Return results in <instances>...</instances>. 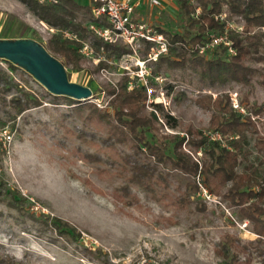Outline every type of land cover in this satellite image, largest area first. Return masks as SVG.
Segmentation results:
<instances>
[{"label": "rangeland", "instance_id": "rangeland-1", "mask_svg": "<svg viewBox=\"0 0 264 264\" xmlns=\"http://www.w3.org/2000/svg\"><path fill=\"white\" fill-rule=\"evenodd\" d=\"M76 1L89 5V0ZM80 14L88 25L89 14ZM141 16L170 33L188 28L178 0H144ZM50 27L22 0H0V40L37 41L64 64L71 81L92 89V96L70 104L25 66L15 63L12 67L9 59L0 57V264L11 260L24 264H264V251L248 244L257 237L252 222L222 195L208 194L199 176L167 170L160 163L168 185L159 184L152 193L131 183V196L125 195L121 185L126 174L134 162L146 158L134 149L133 139L117 141L119 129L99 113L103 108L112 112L111 88L125 75L129 80L134 75L130 87L142 83L148 88L144 112L156 108L151 101L160 102V118L164 120L165 113L176 118L174 128L160 119L153 130L156 138L165 133L185 135L189 125L207 130L210 123L212 109L200 105L197 98L228 91L232 103L236 98L241 106H263L253 114L258 132H247L243 145L247 156L238 165L243 171L250 170L247 165L252 163L253 173L262 179L264 149L256 140L264 134V60H249L258 69L251 85L210 84L189 64L171 66L166 61L143 83L131 71L137 66L123 68L112 57L102 68L85 57L80 67L73 66L46 47L53 32ZM87 39L96 48L93 38ZM96 51L104 56V49ZM145 55L144 50L139 52ZM24 93L42 103L19 111L13 97ZM201 155L198 151L194 158ZM192 181L198 184L197 190L189 184ZM12 193L19 201L13 200ZM182 197L188 201L181 203ZM54 217L67 221L79 234L56 230ZM226 234L239 240L240 248L231 249L230 262L224 261L220 251Z\"/></svg>", "mask_w": 264, "mask_h": 264}, {"label": "trees", "instance_id": "trees-1", "mask_svg": "<svg viewBox=\"0 0 264 264\" xmlns=\"http://www.w3.org/2000/svg\"><path fill=\"white\" fill-rule=\"evenodd\" d=\"M34 14L57 28L48 38L46 47L72 62L73 66L80 67L83 55L78 51L82 39L90 36L96 45V50L104 49V57L118 58L130 49L122 43L105 42L97 36L87 25L86 18L80 17V13L89 14L91 8L88 4H81L76 0H53L40 2L38 0H22ZM180 10L186 17L187 29L184 32L170 33L165 28L157 25L169 39V50L161 54L152 69L151 75L157 73L163 62L169 65L186 66L189 64L193 70L199 73L203 81L214 84L239 83L251 85L258 74V69L249 63V60H264V0H199L201 7L197 15H192L195 5L187 0H178ZM227 11L228 18L241 15L245 21L243 31L229 30V38L233 42L235 52H230L225 44L216 45L212 49L200 50V45L210 38V32H223L225 22L215 17L216 14ZM80 12V13H79ZM68 30L75 33L78 38H70L64 35ZM149 46L143 50L148 52ZM12 67L15 63L10 61ZM108 66L106 59H100L96 68ZM0 71V85L2 84ZM145 84H134L130 87L129 76L113 85L110 92V106L112 112L106 108L100 109L103 119L108 120L118 128L117 141L133 139V147L137 153H144L145 161H137L132 165L131 172L126 174V182L121 185L125 195L131 196V183L140 188L155 193L159 184L168 185V178L159 169L162 163L167 170L175 168L200 181L210 193L222 195L232 205L238 207L240 216L252 222L253 231L257 237L248 244L255 245L264 251V178L259 179L253 173L254 165L248 163L243 171L238 170L242 156H247L243 151L247 132H258L253 114L262 110L261 105L252 104L244 106L245 112L233 106L230 93L224 91L213 97L212 93H206L197 98V102L212 109L209 126L206 129L189 125L186 134L165 133L161 138H156L154 129L160 122L158 109L162 104L151 101L156 108L145 113L148 90ZM60 95V94H59ZM56 95V96H59ZM62 95V94H61ZM68 103L80 101L69 95ZM13 100L19 111L30 106L39 105L42 100L27 94L14 95ZM80 103V102H79ZM90 106L93 104H89ZM98 109V107H94ZM164 123L170 127H176V118L171 113H165ZM115 119V122L113 120ZM115 130V129H114ZM219 133L220 137H214ZM259 148L264 149V134L257 137ZM188 145L187 148L184 147ZM201 151V157L194 155ZM168 173V172H167ZM192 188L197 190L196 181L189 182ZM12 198L19 201L15 193ZM15 201L10 204L19 206ZM188 201V197H182L181 203ZM204 203H201V207ZM54 228L61 233L77 235L79 232L67 221L54 217ZM235 237L226 234L220 241L225 262H230L234 255L231 249H239ZM263 244V245H262ZM230 254V255H229ZM11 260V259H9ZM10 264H24L11 260Z\"/></svg>", "mask_w": 264, "mask_h": 264}, {"label": "built area", "instance_id": "built-area-1", "mask_svg": "<svg viewBox=\"0 0 264 264\" xmlns=\"http://www.w3.org/2000/svg\"><path fill=\"white\" fill-rule=\"evenodd\" d=\"M40 2H49L53 0H38ZM195 5L192 15H197L201 7L199 0H187ZM144 0H89L91 8V18L88 21V27L105 42L122 43L126 45L130 51L123 53L120 57L113 60L123 68L131 69L143 83H147L148 75L152 72V63L158 60L161 54L167 53L169 50V39L166 34L159 30L157 25L153 24L145 17L141 16V6ZM217 19L225 22V30L223 32H210V38L204 44L200 45V50L205 51L212 49L216 45L225 44L230 52H235L232 40L229 38V30L243 31L244 19L241 15L228 18L227 11H222L215 15ZM53 32L57 28L51 26ZM64 35L70 38H78L75 33L68 30L64 31ZM148 45L147 55L139 56V52ZM78 51L83 57L98 63L100 59H106L104 56L97 55L96 48L88 39H82ZM110 61V60H109ZM135 64V65H133ZM134 75L129 80L133 82ZM233 98V97H232ZM233 106L241 111H245L244 106L233 98ZM161 119V118H160ZM163 122L164 120L161 119ZM214 137H220L219 133H214ZM6 137L10 138L8 134ZM204 190L208 194H212L206 187Z\"/></svg>", "mask_w": 264, "mask_h": 264}, {"label": "water", "instance_id": "water-1", "mask_svg": "<svg viewBox=\"0 0 264 264\" xmlns=\"http://www.w3.org/2000/svg\"><path fill=\"white\" fill-rule=\"evenodd\" d=\"M0 57L25 66L49 91L55 94L69 95L79 99L92 96L90 87L71 81L64 64L33 39L0 40Z\"/></svg>", "mask_w": 264, "mask_h": 264}, {"label": "crops", "instance_id": "crops-1", "mask_svg": "<svg viewBox=\"0 0 264 264\" xmlns=\"http://www.w3.org/2000/svg\"><path fill=\"white\" fill-rule=\"evenodd\" d=\"M143 9V4H142V6H141V10Z\"/></svg>", "mask_w": 264, "mask_h": 264}]
</instances>
